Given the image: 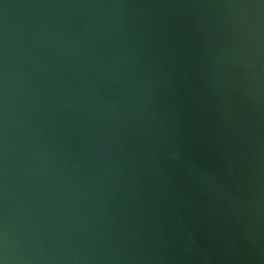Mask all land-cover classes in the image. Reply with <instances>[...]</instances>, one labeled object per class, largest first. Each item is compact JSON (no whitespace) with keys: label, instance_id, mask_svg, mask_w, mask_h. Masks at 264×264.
<instances>
[{"label":"water","instance_id":"water-1","mask_svg":"<svg viewBox=\"0 0 264 264\" xmlns=\"http://www.w3.org/2000/svg\"><path fill=\"white\" fill-rule=\"evenodd\" d=\"M0 264H264V0H0Z\"/></svg>","mask_w":264,"mask_h":264}]
</instances>
